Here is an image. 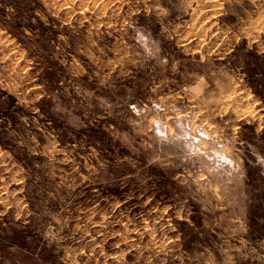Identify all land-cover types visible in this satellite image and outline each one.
<instances>
[{
	"label": "rangeland",
	"instance_id": "374dc122",
	"mask_svg": "<svg viewBox=\"0 0 264 264\" xmlns=\"http://www.w3.org/2000/svg\"><path fill=\"white\" fill-rule=\"evenodd\" d=\"M0 264H264V0H0Z\"/></svg>",
	"mask_w": 264,
	"mask_h": 264
}]
</instances>
